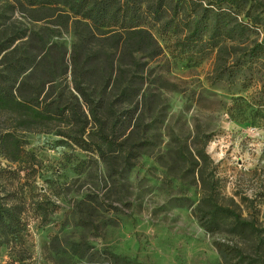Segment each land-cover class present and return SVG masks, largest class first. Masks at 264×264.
I'll use <instances>...</instances> for the list:
<instances>
[{
  "label": "rangeland",
  "instance_id": "rangeland-1",
  "mask_svg": "<svg viewBox=\"0 0 264 264\" xmlns=\"http://www.w3.org/2000/svg\"><path fill=\"white\" fill-rule=\"evenodd\" d=\"M6 3L0 0V38L9 24L52 29L53 94L68 98L78 39L72 25L53 17L32 21L9 13ZM150 29L163 53L147 66L149 95L136 111L142 120L119 124L115 151L101 143L91 115L81 137L73 117L28 126L0 109V197L11 210L0 220V264H112L104 250L140 264H264L261 82H213L215 50L191 52L190 60L176 52V37ZM40 71L27 78L25 96H33ZM50 85L43 84L39 100ZM216 205L255 228L235 226L230 217L211 224L208 211ZM77 241L98 251V260L72 254Z\"/></svg>",
  "mask_w": 264,
  "mask_h": 264
},
{
  "label": "trees",
  "instance_id": "trees-1",
  "mask_svg": "<svg viewBox=\"0 0 264 264\" xmlns=\"http://www.w3.org/2000/svg\"><path fill=\"white\" fill-rule=\"evenodd\" d=\"M260 5L257 0H7L9 13L19 11L32 21L56 18L58 25H72L78 39L69 57L74 89L66 98L63 93L53 94L52 82L58 75L49 61L55 44L52 29L6 26L0 38V109L15 113L28 126L62 125L73 117L81 137L91 115L99 123L101 143L115 151L119 124L142 120L136 111L149 95L143 88L147 66L163 53L150 26L162 35L176 37V52L190 60L191 52L215 50L213 82L247 86L258 79L264 96V9ZM38 12L44 16H37ZM39 68L42 90L41 84H36L33 96L27 97L24 85ZM29 70L34 72L25 74ZM45 83L51 84L50 90L39 100ZM127 147L126 157L131 160L133 152ZM10 211L3 208L0 197V220ZM208 213L211 224L230 217L235 226L255 228L253 222L242 220L229 208L216 205ZM90 248L81 241L70 246L72 254L97 261L98 251ZM104 251L112 264H140L136 258Z\"/></svg>",
  "mask_w": 264,
  "mask_h": 264
}]
</instances>
